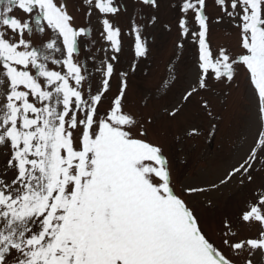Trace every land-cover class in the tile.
<instances>
[{
  "label": "snow or ice",
  "instance_id": "1",
  "mask_svg": "<svg viewBox=\"0 0 264 264\" xmlns=\"http://www.w3.org/2000/svg\"><path fill=\"white\" fill-rule=\"evenodd\" d=\"M86 3L89 16L93 7L103 14L101 35L118 53L120 29L107 16L119 7L114 0ZM141 3L158 7V0ZM215 4L216 22L227 17L239 30L241 53L221 48L214 57L206 0H182L177 47L191 37L199 51L197 79L182 100L199 95L210 79L232 82L243 67L264 118V0ZM73 19L67 0H0V264H253L252 256L264 255V185L236 222L221 221L219 243L188 197L233 177L252 182L257 166L264 169V130L219 184L177 190L172 161L148 139L151 121L127 109V73L111 94L113 54L96 69L94 85L95 74L78 59L88 29ZM133 31L135 54L144 57L141 26ZM49 32L55 37L33 42ZM198 134L196 128L188 133ZM242 225H256V235L241 237Z\"/></svg>",
  "mask_w": 264,
  "mask_h": 264
},
{
  "label": "rangeland",
  "instance_id": "2",
  "mask_svg": "<svg viewBox=\"0 0 264 264\" xmlns=\"http://www.w3.org/2000/svg\"><path fill=\"white\" fill-rule=\"evenodd\" d=\"M67 3L74 25L88 29L87 35L79 38V61L87 62L89 71L95 74V85L99 79L96 69L116 55L117 59L112 61L114 73L110 92L117 93L120 73H127V109L143 121H151L145 123L148 139L161 145L172 161L177 190L185 185L207 188L219 184L243 161L259 131L264 130L254 85L247 70L239 67L232 82L210 79L209 87L201 89L199 95L188 101L182 100L197 79L199 57L198 46L191 37L183 39V48L177 47L181 42L179 20L184 15L182 0H158L156 8L142 4L141 0H114L120 10L107 18L120 29L118 53L112 52L110 42L101 35L103 14L93 7L89 16L86 0H67ZM206 4L208 41L213 56L221 48L238 56L241 53L239 30L227 17L216 22L220 13L215 0H206ZM153 16L156 21L150 23ZM134 24L141 26L142 38L148 47L144 57L135 54ZM55 35L52 32L34 35L33 42L40 44L42 39L48 40ZM133 64L135 70H132ZM205 100L207 109L203 107ZM178 106L180 111L174 117L170 116L169 112ZM193 128L199 132L194 137L188 135ZM261 185H264V169L257 166L250 183L241 185L233 177L218 189L188 197V200L205 230L219 243L221 221L231 218L236 222L245 202ZM239 231L241 237L255 236L257 226L242 225ZM252 260L253 264H264V255L257 252Z\"/></svg>",
  "mask_w": 264,
  "mask_h": 264
}]
</instances>
